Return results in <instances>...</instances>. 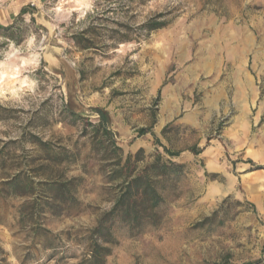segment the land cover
<instances>
[{
	"label": "rangeland",
	"instance_id": "374dc122",
	"mask_svg": "<svg viewBox=\"0 0 264 264\" xmlns=\"http://www.w3.org/2000/svg\"><path fill=\"white\" fill-rule=\"evenodd\" d=\"M11 25L18 44L0 31V264H85L118 191L114 165L139 151L135 174L157 156L182 170L156 225L113 223L104 264H264V0H0ZM17 174L28 185L13 193Z\"/></svg>",
	"mask_w": 264,
	"mask_h": 264
},
{
	"label": "trees",
	"instance_id": "16d2710c",
	"mask_svg": "<svg viewBox=\"0 0 264 264\" xmlns=\"http://www.w3.org/2000/svg\"><path fill=\"white\" fill-rule=\"evenodd\" d=\"M23 13H25V10H21V14ZM163 26L164 24H158L157 26L153 24L149 26V31H155ZM0 31L6 33L8 35L7 39L11 42L19 43L16 38L15 25L5 28L0 26ZM63 110L69 115H75L68 105ZM92 111L98 117L97 124L93 126L95 133H101L107 137L106 142L110 148L113 151L120 152L118 143L108 129L109 118L107 113L103 109H92ZM148 133H150V129L141 128L138 130L137 135L142 137ZM11 143L13 144L14 142ZM140 152L136 153L134 157L127 156L122 163L119 158L114 165L116 168L112 172V178L119 179L118 191L113 199L111 209L98 217L95 227L89 234L87 255L83 260L85 264H104V259L111 252V245L115 243L112 235L114 222H118L120 226H124L131 233L141 230V227L149 221L153 224L155 223V225L157 224L158 209L164 203L162 191L166 187L174 185L177 176L182 170V166L171 161L163 162L160 156H157L153 162L146 164L144 168L135 174ZM165 152L170 158L180 155L179 153L169 152L166 149ZM186 153L197 156L201 153V150L193 147ZM7 183L13 193H18V190L28 185L25 180L20 178L19 174L12 177L10 182ZM20 211L22 214L30 213L33 216L35 215L34 213H39V208L34 203H25L21 206ZM210 220L211 218L206 219V221Z\"/></svg>",
	"mask_w": 264,
	"mask_h": 264
}]
</instances>
